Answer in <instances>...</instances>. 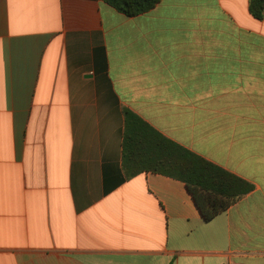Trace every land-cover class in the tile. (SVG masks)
<instances>
[{"label":"crops","instance_id":"obj_1","mask_svg":"<svg viewBox=\"0 0 264 264\" xmlns=\"http://www.w3.org/2000/svg\"><path fill=\"white\" fill-rule=\"evenodd\" d=\"M249 0H0V264H264V17ZM129 109L254 185L206 221L127 176Z\"/></svg>","mask_w":264,"mask_h":264},{"label":"trees","instance_id":"obj_2","mask_svg":"<svg viewBox=\"0 0 264 264\" xmlns=\"http://www.w3.org/2000/svg\"><path fill=\"white\" fill-rule=\"evenodd\" d=\"M105 1L125 15L135 16L151 10L161 0ZM248 11L256 19H262L264 0H249ZM123 117L121 144L127 176L148 170L183 181L206 221L254 189L247 180L165 137L133 111L125 109Z\"/></svg>","mask_w":264,"mask_h":264}]
</instances>
